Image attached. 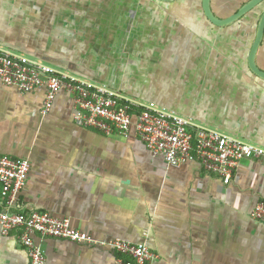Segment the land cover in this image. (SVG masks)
Here are the masks:
<instances>
[{
    "label": "crops",
    "instance_id": "obj_1",
    "mask_svg": "<svg viewBox=\"0 0 264 264\" xmlns=\"http://www.w3.org/2000/svg\"><path fill=\"white\" fill-rule=\"evenodd\" d=\"M248 0H210L219 18ZM258 18L218 27L201 0H0V49L23 55L264 148V80L247 64ZM264 71V32L255 55ZM0 83V155L29 161L16 210L70 219L97 243H144L150 264H264V161L244 160L229 184L197 163L168 167L131 132L104 136L73 118L60 90ZM46 264H115L106 245L37 237ZM0 264H28L0 235Z\"/></svg>",
    "mask_w": 264,
    "mask_h": 264
},
{
    "label": "built area",
    "instance_id": "obj_2",
    "mask_svg": "<svg viewBox=\"0 0 264 264\" xmlns=\"http://www.w3.org/2000/svg\"><path fill=\"white\" fill-rule=\"evenodd\" d=\"M0 83L22 94L44 89L42 115L51 109L56 94L64 90L72 98L73 118L81 127L122 138L134 132L149 155L162 159L166 166L177 168L197 163L203 172L218 177L223 185L230 183L242 161H264V148L259 145L152 104L138 103L50 64L1 49ZM28 171L27 159L0 155V235L15 236L28 264H46V255L37 237L106 245L116 254L115 264H150L156 257L144 243L121 239L97 243L88 233L73 228L68 217L58 218L45 211H17L16 201L27 182ZM250 218L264 224V200L255 204Z\"/></svg>",
    "mask_w": 264,
    "mask_h": 264
},
{
    "label": "water",
    "instance_id": "obj_3",
    "mask_svg": "<svg viewBox=\"0 0 264 264\" xmlns=\"http://www.w3.org/2000/svg\"><path fill=\"white\" fill-rule=\"evenodd\" d=\"M159 1L169 2L172 0H159ZM201 9L205 18L210 23L218 27H224L230 25L250 13L253 14L255 13V16H257L258 18V22L256 26L255 37L249 49L247 64L250 71L254 75L264 80V71L260 70L255 64L256 51L260 45L262 35L264 32V0H248L243 5H241L233 14L223 19L217 17L211 11L210 0H201Z\"/></svg>",
    "mask_w": 264,
    "mask_h": 264
}]
</instances>
